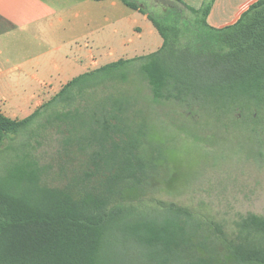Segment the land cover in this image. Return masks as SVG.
<instances>
[{"label": "trees", "instance_id": "obj_1", "mask_svg": "<svg viewBox=\"0 0 264 264\" xmlns=\"http://www.w3.org/2000/svg\"><path fill=\"white\" fill-rule=\"evenodd\" d=\"M121 1L146 14L157 50L73 77L23 118L0 112V264H264V216L228 228L147 203L165 156L134 95L117 89L136 75L156 105L263 110L264 0L223 27L206 21L214 0L159 12Z\"/></svg>", "mask_w": 264, "mask_h": 264}, {"label": "crops", "instance_id": "obj_2", "mask_svg": "<svg viewBox=\"0 0 264 264\" xmlns=\"http://www.w3.org/2000/svg\"><path fill=\"white\" fill-rule=\"evenodd\" d=\"M254 1L214 0L206 21L231 24ZM161 44L146 14L121 0H0V112L23 118L73 77Z\"/></svg>", "mask_w": 264, "mask_h": 264}, {"label": "rangeland", "instance_id": "obj_3", "mask_svg": "<svg viewBox=\"0 0 264 264\" xmlns=\"http://www.w3.org/2000/svg\"><path fill=\"white\" fill-rule=\"evenodd\" d=\"M137 1L149 11L161 10L158 0ZM184 16L193 18L188 10ZM117 89L134 95L133 110L147 117L150 143L165 156L163 173L143 195L147 203L174 202L228 228L241 214L264 216V109L254 112L253 121L249 107L231 112L156 105L136 75Z\"/></svg>", "mask_w": 264, "mask_h": 264}, {"label": "water", "instance_id": "obj_4", "mask_svg": "<svg viewBox=\"0 0 264 264\" xmlns=\"http://www.w3.org/2000/svg\"><path fill=\"white\" fill-rule=\"evenodd\" d=\"M162 5L180 10V7L173 0H158Z\"/></svg>", "mask_w": 264, "mask_h": 264}, {"label": "flooded vegetation", "instance_id": "obj_5", "mask_svg": "<svg viewBox=\"0 0 264 264\" xmlns=\"http://www.w3.org/2000/svg\"><path fill=\"white\" fill-rule=\"evenodd\" d=\"M252 114H253L252 116H255V113H254V112H253ZM253 121H254V120H253Z\"/></svg>", "mask_w": 264, "mask_h": 264}]
</instances>
